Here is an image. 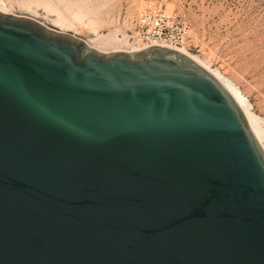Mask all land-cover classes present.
<instances>
[{
	"label": "water",
	"instance_id": "95a60500",
	"mask_svg": "<svg viewBox=\"0 0 264 264\" xmlns=\"http://www.w3.org/2000/svg\"><path fill=\"white\" fill-rule=\"evenodd\" d=\"M0 264H264V148L186 54L0 11Z\"/></svg>",
	"mask_w": 264,
	"mask_h": 264
},
{
	"label": "rangeland",
	"instance_id": "374dc122",
	"mask_svg": "<svg viewBox=\"0 0 264 264\" xmlns=\"http://www.w3.org/2000/svg\"><path fill=\"white\" fill-rule=\"evenodd\" d=\"M0 1L7 13L35 19L105 52L135 48L129 26L153 2L173 16L178 47L243 91L264 127V0ZM105 38L111 43L103 44Z\"/></svg>",
	"mask_w": 264,
	"mask_h": 264
},
{
	"label": "built area",
	"instance_id": "2783aa9c",
	"mask_svg": "<svg viewBox=\"0 0 264 264\" xmlns=\"http://www.w3.org/2000/svg\"><path fill=\"white\" fill-rule=\"evenodd\" d=\"M172 29L173 16L151 2L138 18L131 21L129 39L133 46H143L141 49L153 45L178 47L181 41L173 36Z\"/></svg>",
	"mask_w": 264,
	"mask_h": 264
},
{
	"label": "bare ground",
	"instance_id": "6f19581e",
	"mask_svg": "<svg viewBox=\"0 0 264 264\" xmlns=\"http://www.w3.org/2000/svg\"><path fill=\"white\" fill-rule=\"evenodd\" d=\"M0 11L3 13H7L6 10L4 9L3 5L1 4V1H0ZM101 41L105 45H108L111 43V39H108V38L107 39L105 38V40L102 39ZM115 41L123 42V40L119 39V38H117ZM87 43L89 44V46L91 48H94L100 52H105L103 50H100V49L92 46L89 41ZM161 46L173 48L175 50H178V51L186 54L187 56H189L190 58H192L193 60L198 62L200 65H202L205 69H207L213 76H215L228 89V91L231 93V95L234 97V99L240 105V107L242 108V110L244 111V113L247 117V120L250 124L252 131L254 132L256 138L258 139V141L260 142V144L264 148V127L261 124V120L257 116L258 114H256L252 110L251 104H250L248 98L246 97V95L243 93V91H241L233 82L229 81L228 79L223 78L221 76V73L218 70L212 69L211 67L206 65L204 62H202L200 59H198L196 56L190 54L189 52H187L183 48L173 47V46H168V45H161ZM141 48H143V46L137 45V46H135V48L132 47L131 49H115L114 51H122V50L135 51V50H139Z\"/></svg>",
	"mask_w": 264,
	"mask_h": 264
}]
</instances>
